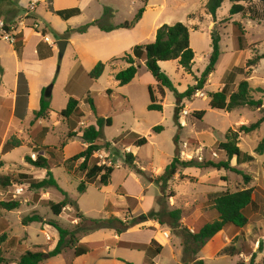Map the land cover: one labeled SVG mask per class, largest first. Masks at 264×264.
Masks as SVG:
<instances>
[{"label":"rangeland","instance_id":"374dc122","mask_svg":"<svg viewBox=\"0 0 264 264\" xmlns=\"http://www.w3.org/2000/svg\"><path fill=\"white\" fill-rule=\"evenodd\" d=\"M102 1L113 5L117 10L114 16L108 19L107 25L132 20L144 5L141 0ZM206 2L207 0H149L146 8L148 14L145 15L138 31L128 36L117 35L118 37L107 34L106 37H112L92 44L87 49L80 47V41H77L78 47L70 43L63 57L59 56L56 44L59 39L52 35L55 43L49 42L57 47L55 49V74L43 88L46 91L50 86L52 87L50 103L53 113L52 117L45 119L44 123L49 129L43 130L42 125L37 123L30 124L33 112L27 111L22 124L16 122L11 127L7 140L22 139L24 142L28 141L31 147L25 144L0 152L2 159L0 173L17 175L24 171L30 172V167L34 166L26 163L25 157L29 155L33 160L37 158L36 154H32L35 141L42 147L43 152L40 154L49 158L51 171L58 186L66 191L68 197L76 201L78 206H67L60 216H56L47 202H60L65 195L54 186L32 190L28 184L17 182L7 189H0V200L17 199L22 202L17 210L0 209V235L3 232L7 233V240L2 246L6 257L18 256L29 250L50 252L57 244L56 238L59 233L51 225L45 226V222L56 219L62 227L77 232L78 211L89 219H109L114 216L121 220H131L141 214V208L154 206V204L153 209L156 211L180 208L182 209L181 227L194 232L190 220L196 221L204 217L208 221H214L218 218L213 205L217 196L225 191L252 187L254 204L248 210L249 224L242 230L234 225H227L223 232L221 231L208 241L197 258L204 256L205 264H234L236 260L240 264H249L252 253H256L255 263H261L264 257L262 256L264 254V153L257 154L255 149L264 139V123L255 132L246 135L240 133L239 146L243 154L254 157L252 161L238 162L235 161L236 158L232 159V166L242 170L243 175L225 169L217 170L213 167L203 169L191 167L184 169L183 173L193 179L176 177L171 180L163 198L155 183L148 186L152 183L148 179L159 175L157 166L170 164L177 148L180 157L184 160L191 158L200 162L226 160L225 153L218 150L216 145L226 140V135L230 130H237L242 124L257 122L262 116L260 108L241 107L231 112L213 109L209 105V94L223 90L225 87L228 93L235 91L236 85L247 76L245 73L248 69L247 61L255 55L264 53V3L259 1L253 3L260 14L258 18L253 19L249 13L231 14L232 4L230 0H224L217 11V19L214 21L212 16L207 14ZM45 3L47 2L41 1L36 10L42 16L46 12ZM244 5L248 4L244 3ZM1 8L3 12L9 11L8 6ZM25 9L28 10L27 13L22 10L15 18L17 32L24 25L31 26L36 31L46 28L40 25L36 27L38 21L27 17L28 13V16L34 17V12H30L31 5ZM3 12L0 17L2 20L5 18ZM11 15L14 13H11L9 17ZM91 15L89 9L80 21L72 24L73 37L94 40L102 34L100 32L103 30L97 25H90L83 32L77 30L92 22ZM179 21L189 27L190 43L195 51L194 64L189 72L181 69L176 60L159 63L179 92H184L189 85L195 84L196 78L201 76L208 65L212 52V30L221 34V56L205 88L198 91L191 99L183 100L178 118L179 125H177L175 94L165 89L163 98L157 83L151 81V77L154 80L153 75L145 66H141L135 78L126 85H120L115 79V74L129 67V63L123 58L126 55L134 56L133 46H129L133 41L138 42L137 44L152 42L160 26ZM239 24L243 29L242 34L237 30ZM238 34L242 38L241 44ZM0 53L2 54L0 61V129L3 131L9 120L13 104L10 93L13 89L15 59L12 55L11 44L1 39ZM90 54L105 60L100 59L106 67L98 80L89 76ZM136 63L141 64V59L136 58ZM3 67L6 68L7 73L2 81ZM46 70L44 72L48 75L44 77V81L49 79L51 72V70L50 72ZM248 80L251 94L255 99H262L264 106V95L258 89H264V60L253 68ZM150 85L155 90L159 101L163 100V111L148 109L151 103L148 89ZM108 89L111 90L110 93L107 92ZM42 94L43 91L36 94L33 89L31 95L33 105L39 104L38 97L40 99ZM71 97L79 101L78 108L68 118L63 117L60 113L67 107ZM89 97L95 103L96 112L92 110L87 101ZM194 111H205V114L202 119H199L193 115ZM98 118H110L112 123L103 126L102 136L97 141L103 148L94 154V159L101 164L106 162L107 165H113L115 170L108 186L98 187L95 183H91L88 184L85 193H79L78 185L80 180L84 179V175L76 169L80 161L75 163L71 173L65 168L64 162L85 148L83 139L76 136L73 128L81 130L83 125L96 124ZM57 119L60 123L56 125ZM156 126H162L163 130L155 132L153 128ZM20 129L24 130V134L21 135ZM40 132H42L43 139L38 137ZM70 134L73 135L70 136ZM136 134L146 137L148 143L139 147L135 146L133 141ZM176 135H178L177 142H175ZM121 136H124L125 143L116 141ZM107 142H111L109 149L104 148ZM130 151L136 157V166H130L125 162V154ZM138 168L144 170L147 177L138 174ZM34 170L35 172L46 171L36 167ZM244 175H247L249 180L245 179ZM19 186L23 187L24 191L15 197V191ZM141 188H143L141 193L145 201L139 199ZM111 211L114 212L111 214ZM34 214H39L44 221L23 224L22 220L25 217ZM155 221L157 222L154 227L155 232L160 235L162 242L160 244L164 248L153 259L154 262L184 264L185 247L183 243L185 242L180 231L181 227L173 229L154 219L135 224L130 228L131 230L128 229V232L122 233L120 241L114 238V230L109 227L77 232L80 243L87 244L84 242L85 239L102 240L105 241L104 246L91 249L82 256L75 255L74 247H66L61 254L47 257L43 264H143L145 251L127 248L120 243L148 246L150 244L149 229ZM164 232L169 233V238H164ZM94 234H97V237H89ZM232 244L240 254L223 255L222 250ZM110 259L113 261H102Z\"/></svg>","mask_w":264,"mask_h":264},{"label":"trees","instance_id":"16d2710c","mask_svg":"<svg viewBox=\"0 0 264 264\" xmlns=\"http://www.w3.org/2000/svg\"><path fill=\"white\" fill-rule=\"evenodd\" d=\"M144 4L135 17L132 20H126L123 23L118 25H107L108 19L114 16L111 8L106 7L104 9V13L101 18L92 21L84 26H81L77 30L80 32L86 31L90 25H97L105 32H112L116 30L122 29H132L134 28L139 21L142 19L144 12L146 11L147 4L149 0H141ZM224 0H207L206 2V11L207 14L211 15L214 21L217 19V11L221 7ZM263 2L264 0H230L231 2V14H246L249 13L252 18H258L260 16L258 10L253 6L254 2ZM48 9L52 13L60 16L63 20H68L69 18L79 15L81 10L79 8H71L64 10H55L52 5V0H47ZM247 3L248 5H244ZM8 6L9 11H2L1 7ZM24 10L26 13L27 9L22 8L19 5V0H0V17L2 16V12L4 15V23L5 29L7 31H12L11 27L16 26L15 18L19 15V13ZM14 13V15H9ZM29 15V13H28ZM27 17L33 18L39 21V18L36 14ZM32 28L31 26H29ZM46 28L42 29V34L46 36L51 33L56 36V38L61 39H69L74 31L72 28H68L64 34L59 35L53 30L49 24L45 26ZM239 33H243V29L238 25ZM37 31H39L37 29ZM16 42L14 44L15 50L20 52L23 46V34L19 32L15 35ZM241 36L238 34V40L241 44ZM211 40H212V52L209 57V63L206 66L205 70L202 72L199 78H196V83L193 85H189V87L184 92H179L175 87L173 81L170 77L161 69L160 62L161 61H171L176 60L178 62V66L181 69L186 71L191 70L192 65L194 64L195 59V51L191 47L190 43V30L189 27L179 21L173 24H163L160 26L155 35V39L152 42L146 44H137L133 48L134 56L126 55L123 59L129 63V67L124 70L119 71L115 74V79L120 83V85H126L130 83L135 76L137 75L139 68L142 64L136 63V58L143 59L145 67L151 72L153 77L157 81V85L159 88V92L162 97H165V89L171 90L176 97L175 106V121L177 125L179 112L182 107V102L185 99H191L198 91L205 88L207 84L209 76L216 70V65L221 56V34L212 30L211 32ZM242 49V48H241ZM264 59V53L255 55L253 58L247 61V71L246 78L237 86V89L232 93H228L226 91V87L223 90L218 92H211L209 105L213 109H219L231 112L235 109L241 107H250V108H260L262 113L261 118L254 123L242 124L238 127L237 130H230L226 135V140L218 143L217 149L224 152L227 159L221 161H198L195 158L191 159H182L178 153V148L176 149V154L173 157L170 164H168L162 174L150 177L148 180L155 183L160 191L161 198L165 197V193L168 189V185L174 178L178 177L180 179L190 178L183 173L184 169L195 167L199 169L213 167L217 170L225 169L227 171H233L238 174H244L242 170L238 169L236 166H232L231 161L236 157L237 161H252L254 157L251 155L243 154L240 146H239V137L240 133L250 134L252 132L257 131L261 125L264 123V106L262 99H255L251 94V86L249 83L250 74L254 67H256L259 62ZM106 64L98 59L93 58L92 64L89 68V76L92 79L98 80L103 72L105 71ZM150 93L151 103L148 105L149 110L155 111H163V100L159 101L158 97L155 94V90L150 85L148 86ZM260 92L264 95V89L258 88ZM48 90V89H47ZM43 90V94L40 100V108L34 111V119L31 124L34 125L40 119H49L51 116L52 108L50 103L51 91ZM108 93L111 92L110 89L107 90ZM264 97V96H263ZM87 101L90 103V106L94 112H96V106L92 98H88ZM79 105V101L73 97H71L68 101L67 107L61 111V115L63 117H69L73 114ZM205 111H194L193 115L197 118L202 119ZM111 119H103L98 118L96 124H92L86 126L82 129L81 138L85 143H87V147L82 149L80 152L74 154L70 158H68L64 162V166L69 173H71L73 166L76 162L80 163L76 166V169L80 171L84 175V179L80 180L78 185V192L85 193L88 187V184L95 183L98 187L108 186L111 183L112 174L115 170L113 165L100 164L96 159H94V154L101 150L103 146L99 145L97 141L102 136V129L105 124L111 125ZM155 132H159L163 130L162 126H156L153 128ZM75 134V133H74ZM73 134H70L72 136ZM124 136L118 137L116 141H122L125 143ZM178 141V135L175 137V142ZM2 140L0 139V145ZM148 143V139L146 137H142L136 134V138L133 141V144L137 147L146 145ZM25 145L24 140L18 138L8 139L2 148V151H8L12 148L20 147ZM111 142H107L104 148L109 149ZM129 146V144L127 145ZM255 152L257 154L264 153V139L261 140ZM136 157L133 152H127L125 154V162L130 166H136L135 164ZM25 162L30 165L38 168L45 169L46 176L43 179H35L31 174L28 173H19L17 175L9 173L2 174L0 173V189H7L19 182L21 184H28L29 188L32 190H40L45 189L50 186H54L60 189L65 198L60 202L48 201V205L50 206L52 212L56 216H60L67 206H78L77 202L71 200L68 197L66 191L61 189L58 186L57 180L54 178L53 173L51 171V163L50 161L41 154L37 155V158L33 160L31 156L27 155L25 157ZM3 165V164H2ZM138 174L146 176L144 170L138 168ZM245 179L249 180L247 175H244ZM253 188L252 187H244L238 189L236 191H225L221 193L214 199L213 205L215 210L218 213V218L214 221H208L204 217L199 218L198 220H190L194 227V232H190L186 227H181V219H182V209L174 208L170 211L161 210L156 211L154 209L150 210L147 213H142L139 216L132 218L131 220H121L117 217H110L109 219H89L83 213H77V218L79 221L76 223L77 232L87 231V229L93 228H101V227H109L114 230V233L117 235L122 234L123 232L130 229L132 226L139 222H143L148 219H154L160 222L161 224L169 225L171 228H180L181 234L184 239L183 246L185 247V256H184V264H205L203 259H198L197 255L204 248V246L208 243L209 240L214 238L218 233L224 230V228L231 224L236 228L243 229L249 224V208L254 204L253 199ZM160 205V200L158 201ZM22 202L17 199L10 200H0V209L12 211L17 210L21 207ZM34 221H44L43 218L39 214H34L25 217L22 222L23 224H28ZM48 225L56 228L59 233L58 242L53 250L46 253L42 250L35 251H26L23 253L17 260H13L4 255V251L2 248V244L7 240V233L3 232L0 235V264H12L16 262L17 264H42L43 261L47 257H53L61 254L66 247H74L75 255L81 256L86 254L91 249H96L104 246V241H94L87 244L80 243L79 238L77 236L76 231H71L67 228H64L60 225L59 221L56 219H50L48 222H45ZM120 245L139 249L145 251V263L146 264H155L154 258L161 253L163 250V245L153 239L148 246L144 245H134V244H123ZM223 255L235 256L240 254L239 250L232 244L231 246L225 247L223 250ZM256 253H252L250 263L249 264H264V257L262 258L261 263H255ZM244 263V262H243ZM133 264V263H129ZM237 264H240L238 262Z\"/></svg>","mask_w":264,"mask_h":264},{"label":"crops","instance_id":"0c3cea01","mask_svg":"<svg viewBox=\"0 0 264 264\" xmlns=\"http://www.w3.org/2000/svg\"><path fill=\"white\" fill-rule=\"evenodd\" d=\"M41 1L47 2V0H19V5L22 8H28V5H31L32 9L30 10V12L32 11V12H34V14H36L38 16L39 25L43 27V26H46L47 24H49V26L53 30H55L56 33H58L59 35L64 34L65 31L68 28H73L72 24H74V22L80 21V19L83 16H85L86 12L89 9H90V13L92 14L91 15V21H95V20L101 18L103 13H104V9L106 7L111 8L112 11H113V14H115L117 12L116 8L113 5H111L109 3H104V1H102V0H52V5H53V8L55 10H64V9H71V8H79L81 10V13L79 15L73 16V17L69 18L68 20H63L60 16H58V15L52 13L51 11H49L48 2L45 3V5H44V7L46 9L45 14L42 16L39 13H37L36 10H37V7L39 6V4L41 3ZM146 14H148V9L144 12L143 17L139 21V23L132 29L116 30V31L109 32V33H105V31H102V32H100L102 34L101 35L99 34L100 36L97 37L94 40H91V39L82 40L80 38H76V37H73V35H71V37L69 39H67L68 40V44L71 43L75 47H78L79 44H77V41H80L81 42L80 47H84V48L87 49V48H90V45H92V44H97L100 41H103L105 39H108V38L112 37V36L106 37L105 35H107V34H111V35L113 34V37L117 36V35L118 36L131 35L135 31H138L140 29L141 23H142V21H143V19H144ZM115 25H118V24H115ZM19 32H22V34H23V46H22L20 52H17L15 50L14 45L11 44V46H12V55H13V57L15 59V64H14V68H13L14 69L13 70L14 71L13 89L11 90V93H10V94H12L13 104H12V110H11V114L9 116V120L6 123L5 128L3 129V131L0 129V139L2 140L1 145H0V152H2V148L4 146V143L7 141L8 133L10 132L11 127H13L16 122H19V124H22V120H24V116H25L27 111L31 110L33 112V119H34V111L38 110L40 108V99L41 98L39 99V97H38L39 104H37V106L33 105V103H32L31 95H32L33 89H34L36 94L37 93L40 94V92L43 91L44 86H46L49 83L50 79L53 78V76L55 74V72H54V70H55L54 66H55V63H56L55 62V59H56L55 49L57 47L51 43V42H53V37H52L53 34L49 33V34L46 35L49 38V41H51V42H49V41L46 40V37L42 34L41 30L40 31H36L35 29L30 28L28 26L26 27L24 25V26L19 28L18 33ZM0 39H1V41H6V40H4L2 38H0ZM60 39L61 38H59V40ZM137 43L138 42L133 41L129 46H133V48H134L137 45ZM89 53H91V52H89ZM93 58L100 60L102 57H98L96 55L93 56V55L90 54V57H89L90 65L92 63ZM1 59H2V54L0 53V61H1ZM262 60H264V59H262ZM141 61H142V63H141L142 66H145L144 65V60L141 59ZM46 68H47V70H46ZM45 70L47 72L48 71L50 72V70H51V72H50L49 79L44 81V77L48 75V74H46L44 72ZM6 73H7L6 68L3 67L2 68V81H3ZM151 81L152 82L155 81L157 83L156 79L154 78V80H153L152 77H151ZM236 86H238V84ZM232 92H230V93H232ZM52 113L53 112H51L50 118L52 117ZM31 122L32 121H30V124H31ZM36 123L38 125H42V129L43 130L45 128L49 129V127L44 124L45 123V119H40ZM58 123H60V122L57 119L55 121V124L57 125ZM86 126L87 125H83V128L86 127ZM19 131L21 132V135H22V133L24 134V130L20 129ZM73 131L76 132V134H77L76 136L81 138L82 129L81 130H77V128L75 127V128H73ZM42 132H40L38 134V137H41L43 139ZM28 143H29L28 141L25 142L26 145L30 146ZM87 145H88L87 143L83 142V146L84 147H86ZM32 149L34 150L32 152V154L38 155L41 152H43L42 147H40L35 141L33 142ZM47 159L49 160V158H47ZM1 161H2V159H1V156H0V162ZM235 161H237V160H235ZM165 167H166L165 164H163L162 166H157V169H158L157 172L159 174L162 173L164 171ZM29 170H30V172H28V171L25 172L24 171L23 173L31 174L35 179L38 178L39 180L43 179L46 176V171L45 172L44 171L35 172L34 167H30ZM42 170H45V169H42ZM137 180H138V178H137ZM138 181L140 182V180H138ZM152 184H154V183L152 182L148 186H150ZM123 188L125 189V187H123ZM142 190H143V188H141V190H140V195L141 196H140L139 199L141 201H145L146 199L145 198L143 199V195L141 193ZM145 191H147V189ZM126 192H127V190H126ZM154 206H155V204H154ZM154 206L150 205V206H146L144 208H141V214L142 213H147L148 211L152 210L154 208ZM113 212L114 211H111V214ZM156 225H157V222L155 221V222H153L152 227H150L151 229H149V231H150L149 232L150 233L149 243L153 239H155L159 243H162L161 240H160L161 239L160 235L158 234V232H155V228L154 227ZM45 226H48V225L45 224ZM129 230H131V229H129ZM155 233H157V235ZM123 234L117 235V234L113 233V236H114V238H118V240L120 241V239L123 236ZM89 237H97V234L91 235ZM58 239H59V235L56 238V243L58 242ZM83 241L84 240H82V242ZM99 241H102V240H99ZM84 242L88 243V242H94V241L93 240L89 241V240L85 239ZM11 243H12V240H11ZM3 244H2V246H3ZM3 251H4V249H3ZM4 254H5V251H4ZM22 254H20L18 256L10 255V256H13V257H8V258H13V260H17ZM263 255L264 254H262V256ZM199 259H203L204 262H205V257L204 256H201ZM102 261L109 262V261H113V260L110 259V260H102ZM155 263L158 264V262H155ZM236 263H237V260H236V262L234 264H236ZM12 264H17V263L13 262ZM143 264H145V253H144V263Z\"/></svg>","mask_w":264,"mask_h":264},{"label":"built area","instance_id":"2783aa9c","mask_svg":"<svg viewBox=\"0 0 264 264\" xmlns=\"http://www.w3.org/2000/svg\"><path fill=\"white\" fill-rule=\"evenodd\" d=\"M38 23L35 25L36 27H38ZM12 31H7L5 29V23H4V20L0 19V38L6 40L7 42H9L10 44H15L16 42V38H15V35L18 33L17 32V26H12L11 27ZM46 37V40L49 41V38L47 36ZM55 43V42H53ZM106 163V162H105ZM103 163V164H105ZM101 164V163H100ZM24 191V188L19 186V188L16 189V193H15V197H17L18 195H20L22 192ZM164 238H169V233L167 232H164L163 234Z\"/></svg>","mask_w":264,"mask_h":264},{"label":"water","instance_id":"95a60500","mask_svg":"<svg viewBox=\"0 0 264 264\" xmlns=\"http://www.w3.org/2000/svg\"><path fill=\"white\" fill-rule=\"evenodd\" d=\"M58 50H59V56L63 57L66 47L68 45V40L67 39H60L56 42ZM52 87L50 86L47 91H51Z\"/></svg>","mask_w":264,"mask_h":264}]
</instances>
